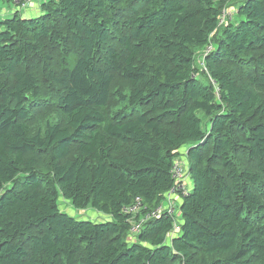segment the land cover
Instances as JSON below:
<instances>
[{
  "label": "trees",
  "instance_id": "obj_1",
  "mask_svg": "<svg viewBox=\"0 0 264 264\" xmlns=\"http://www.w3.org/2000/svg\"><path fill=\"white\" fill-rule=\"evenodd\" d=\"M37 1L0 19V264H264V0Z\"/></svg>",
  "mask_w": 264,
  "mask_h": 264
},
{
  "label": "built area",
  "instance_id": "obj_2",
  "mask_svg": "<svg viewBox=\"0 0 264 264\" xmlns=\"http://www.w3.org/2000/svg\"><path fill=\"white\" fill-rule=\"evenodd\" d=\"M16 4H27L32 0H15ZM229 3L235 2L237 0H227ZM233 19V12L231 10L225 9L223 12L220 25L226 24L228 21ZM201 66L204 68V64L202 63ZM172 176L175 180V185L172 188L170 194L167 196V202L165 201L155 210L152 212L146 211L142 200L137 198L135 204L129 207H125L123 209V213L131 216L132 222V234H138L150 220L160 219L164 215L174 216L176 214V208L173 205V199L175 197H187L190 195V190L187 186L188 179L186 178L185 168L181 162H175L172 168Z\"/></svg>",
  "mask_w": 264,
  "mask_h": 264
},
{
  "label": "rangeland",
  "instance_id": "obj_3",
  "mask_svg": "<svg viewBox=\"0 0 264 264\" xmlns=\"http://www.w3.org/2000/svg\"><path fill=\"white\" fill-rule=\"evenodd\" d=\"M29 7V6H28ZM28 7L22 10H26ZM17 6L14 2L6 0L0 1V19H3V17H7V19L12 18L13 14L17 10ZM7 11V12H6ZM5 19V18H4ZM240 21V17H235L234 24H237ZM200 65V63H199ZM200 118H204V115L202 113H199ZM205 119V118H204ZM52 123L57 122V118L53 116V119L51 120ZM205 126V125H204ZM184 152V150H183ZM191 181V180H190ZM189 181V184H190ZM59 206L63 213L68 214L75 218L78 221H90L93 223H106L109 222L111 219L108 215L99 213L93 209H87V210H77L74 208V206L71 204L70 201L65 200L64 198L59 199Z\"/></svg>",
  "mask_w": 264,
  "mask_h": 264
},
{
  "label": "bare ground",
  "instance_id": "obj_4",
  "mask_svg": "<svg viewBox=\"0 0 264 264\" xmlns=\"http://www.w3.org/2000/svg\"><path fill=\"white\" fill-rule=\"evenodd\" d=\"M0 1H2V0H0ZM35 0H32V1H30L29 3H27V4H16V1L15 0H13V2L15 3V5L17 6V8H20V9H25L26 7H28V6H30L33 2H34ZM238 1V0H237ZM231 3H234V2H231ZM230 3V4H231ZM231 7H229V6H227V8L226 9H228V10H231L232 12H233V10L232 9H230ZM225 11V10H224ZM223 11V12H224ZM229 23V21L226 23V24H224V25H227ZM224 25H220V27L221 26H224ZM210 52H212V46H209L208 48H207V54H209ZM177 162V161H176ZM178 162H183V161H181V160H179ZM182 165L184 166V164L182 163ZM184 168H185V172H186V178L188 179V175H187V168L184 166ZM171 175H172V171H171ZM172 179H173V176H172ZM174 180V179H173ZM174 183H175V180H174ZM172 190V189H171ZM171 190L167 193V196L170 194V192H171ZM131 229H132V227H131ZM142 231V230H141ZM140 231V232H141ZM139 232V233H140ZM130 233H131V230H130ZM131 235H136V234H132L131 233Z\"/></svg>",
  "mask_w": 264,
  "mask_h": 264
},
{
  "label": "crops",
  "instance_id": "obj_5",
  "mask_svg": "<svg viewBox=\"0 0 264 264\" xmlns=\"http://www.w3.org/2000/svg\"><path fill=\"white\" fill-rule=\"evenodd\" d=\"M39 2L35 0L26 10H24V16L27 18H35L40 15Z\"/></svg>",
  "mask_w": 264,
  "mask_h": 264
}]
</instances>
